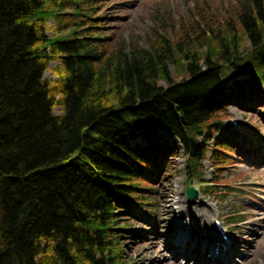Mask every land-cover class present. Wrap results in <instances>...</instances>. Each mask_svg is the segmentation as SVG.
Segmentation results:
<instances>
[{"label":"trees","instance_id":"16d2710c","mask_svg":"<svg viewBox=\"0 0 264 264\" xmlns=\"http://www.w3.org/2000/svg\"><path fill=\"white\" fill-rule=\"evenodd\" d=\"M88 3L0 0V264H124V216L150 211L153 178L178 148L190 177L227 168V109L264 88V0L207 25L204 52L186 30L118 44ZM52 17L70 29L49 38Z\"/></svg>","mask_w":264,"mask_h":264},{"label":"rangeland","instance_id":"374dc122","mask_svg":"<svg viewBox=\"0 0 264 264\" xmlns=\"http://www.w3.org/2000/svg\"><path fill=\"white\" fill-rule=\"evenodd\" d=\"M244 2L89 0L88 4L95 7L92 18H101L100 21L92 22L93 25L100 23L104 35L118 44L133 40L144 45L145 38L155 36V32L175 42L186 30L194 34V40L201 38L203 42L198 49L204 52L205 40L211 36L208 26L221 27L225 31L229 29V24L236 26L238 12ZM64 11L66 14L71 13ZM201 13L204 14L203 21L197 17ZM45 28L48 37H57L67 32L70 26L64 25V22L57 24V20L52 17L47 20ZM55 66L56 63L49 64L44 73L46 80L55 79L52 71ZM169 70L173 80L181 78L174 76L172 67ZM238 77L241 75H234V78ZM261 90L253 102L227 109L224 121L227 126L215 135V139L224 136L233 149L227 168L217 169L219 167L216 168L206 159L197 167L201 176H192L188 180L191 162L178 148L177 156L169 161L165 171L153 178V192L150 194L153 206L150 211H137L134 215L124 216L131 229L130 234L122 239L124 264H195L177 256L171 242H185L184 227L187 231L192 229L195 232L194 224L189 219H198L203 208L209 213L208 222L213 230L216 232L214 219H218L228 233V241L232 240L229 250L222 256L226 264H264V89ZM54 111L60 114L59 109ZM231 121H236V125H231ZM214 181L218 182V189L224 194L199 193L200 186L204 183L213 184ZM188 187L197 192L192 200L185 194ZM221 198L223 201H220ZM172 210L178 212L177 215ZM255 212L259 215L255 216ZM228 216L240 222L228 225ZM261 229L263 233L259 234ZM216 234L220 241V236ZM253 239H256V243H251L253 250L248 253L245 243ZM207 256H211V253L204 257V264H211Z\"/></svg>","mask_w":264,"mask_h":264},{"label":"bare ground","instance_id":"6f19581e","mask_svg":"<svg viewBox=\"0 0 264 264\" xmlns=\"http://www.w3.org/2000/svg\"><path fill=\"white\" fill-rule=\"evenodd\" d=\"M171 212L174 213L173 210ZM177 213L178 212L175 211L174 214L177 215ZM254 215L258 216L259 214L258 212H255ZM209 217L210 216H209L208 211H206V209L203 208L201 210V213L198 219H195V218L189 219V221L194 224L193 229H195V232L193 233L192 229H190V231H187L186 227H184L183 235L186 237V239L184 240L185 242H181V243L171 242V245L175 249L177 256H180L181 258L185 260L187 259L188 262L190 261L195 264H204L205 263L204 257L208 253H211V256H207L211 264H226L224 258H222V256L225 254L224 252H218L217 254H213L212 252H209L210 250L208 251V248L206 246L207 244L209 245L211 242L215 244V242L218 241L217 240L218 236L216 232L213 230V228L210 226L208 222ZM260 233H263V229L259 231V234ZM201 243L203 244V246H201ZM251 243L252 244L256 243V239L255 240L253 239V241H250L249 243L246 241L245 245L248 246V249H247L248 253H252V250H253Z\"/></svg>","mask_w":264,"mask_h":264},{"label":"water","instance_id":"95a60500","mask_svg":"<svg viewBox=\"0 0 264 264\" xmlns=\"http://www.w3.org/2000/svg\"><path fill=\"white\" fill-rule=\"evenodd\" d=\"M187 195L190 197V198H193L195 196V193L192 189H188L187 191Z\"/></svg>","mask_w":264,"mask_h":264}]
</instances>
